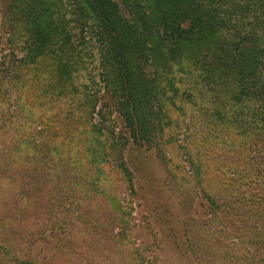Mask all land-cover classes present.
<instances>
[{
  "label": "rangeland",
  "instance_id": "obj_1",
  "mask_svg": "<svg viewBox=\"0 0 264 264\" xmlns=\"http://www.w3.org/2000/svg\"><path fill=\"white\" fill-rule=\"evenodd\" d=\"M205 2L212 32L162 52L160 126L137 147L86 8L0 0V256L32 240L56 264H264V0ZM37 14L54 32L31 56Z\"/></svg>",
  "mask_w": 264,
  "mask_h": 264
},
{
  "label": "trees",
  "instance_id": "obj_2",
  "mask_svg": "<svg viewBox=\"0 0 264 264\" xmlns=\"http://www.w3.org/2000/svg\"><path fill=\"white\" fill-rule=\"evenodd\" d=\"M77 1L96 23L104 84L113 88V108L121 118L127 138L137 147L152 146L160 126L157 117L161 109L156 99L159 89L155 78L159 77L158 70L163 68L162 61L165 62L162 52L168 51L169 56L176 58L189 51L194 42L205 40L213 26V22H206V18L219 11L205 2L212 0H198L194 8L188 5L190 0H147L145 6L143 0L138 3L130 0ZM43 16L37 14L29 22L31 56L41 54L53 36L52 24ZM259 19L254 18L255 23ZM78 24L83 29L86 25L84 21ZM241 60V67L248 72L259 67L257 59L248 50L241 54ZM38 148L43 150V144ZM55 180L60 181L58 177ZM55 240L58 241L56 247V242L44 243V247L53 246L54 250H59L60 239ZM29 241L32 246L18 252L17 257L10 250L2 252L0 264L55 263L54 255H43V259L34 255L42 249L38 251L33 246L35 242ZM48 259H52L51 262Z\"/></svg>",
  "mask_w": 264,
  "mask_h": 264
}]
</instances>
